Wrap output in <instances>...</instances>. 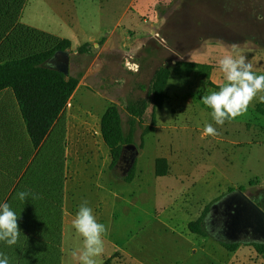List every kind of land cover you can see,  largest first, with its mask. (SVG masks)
Listing matches in <instances>:
<instances>
[{"label":"rangeland","instance_id":"1","mask_svg":"<svg viewBox=\"0 0 264 264\" xmlns=\"http://www.w3.org/2000/svg\"><path fill=\"white\" fill-rule=\"evenodd\" d=\"M65 2L69 17L76 7L78 18L73 19L78 35L68 50L69 73L80 77L83 91L62 115L56 146L49 148L53 133L41 150L32 153L27 145L26 156L6 160L3 171L16 179L4 183L6 188L37 194V199H17L21 222L62 226L50 230L31 224L36 245L46 246L35 255V264H77L70 252L82 245V239H76L71 221L83 201L107 228L99 264H264L250 246L264 243L260 231L243 237L239 231L237 237L227 238L225 216L219 213L233 195L230 187L258 196L264 210V104L256 99L246 114L219 126L201 102L226 83L217 62L229 54L227 45L238 43L256 74L264 75V0ZM27 8L28 0H0V28L5 32L0 45L14 41L18 49H27L35 34H43L27 25ZM163 67L172 72L167 93L173 101L157 111L158 124L153 127L152 85ZM118 80L126 83L121 86ZM133 102L146 106L137 114L141 117L128 111ZM107 104L117 106L125 135L132 134L136 145L145 128L151 131L144 136L131 183L111 167L112 156L101 133ZM206 123H212L218 135L202 136ZM60 154L67 167L66 193L56 164ZM172 154L183 157L181 162ZM168 155L171 174L157 177L155 159ZM214 194L220 196L211 200ZM210 203L208 236L191 232L189 223ZM53 209L54 218H49ZM21 227L24 232L28 228ZM224 241L241 246L231 252L222 246Z\"/></svg>","mask_w":264,"mask_h":264},{"label":"trees","instance_id":"2","mask_svg":"<svg viewBox=\"0 0 264 264\" xmlns=\"http://www.w3.org/2000/svg\"><path fill=\"white\" fill-rule=\"evenodd\" d=\"M37 31V30H34ZM40 32V31H39ZM42 39L48 40L50 46L43 47L41 44H35L27 49H19L17 54H11L0 61V91L11 88L14 91L18 101L27 132L35 149H39L49 132L66 110L69 102L80 84V77L66 75L58 70L45 66L57 51L69 50L72 47L70 39H55L46 34H35ZM38 39H35V41ZM57 42V43H56ZM56 43V44H55ZM189 66H197L204 69V65L186 62ZM171 77V70L167 67L160 68L155 76L152 85L153 94V121L152 126L157 125V111L161 109L168 99L166 93L167 84ZM146 107L140 102L130 103L127 108L134 116L141 117L140 111ZM101 133L105 144L110 150L112 156L111 167L115 168L121 159L123 147L126 144L133 143L132 134L125 135L123 120L116 105H110L105 111L101 120ZM150 133V128H145L142 133V141L137 145L139 150L144 148V136ZM135 144V143H134ZM137 165V163H136ZM136 165L130 174L123 178L127 183L133 182L136 177ZM170 172L169 160L165 157L156 159L155 174L157 177L167 176ZM251 184L253 182L251 181ZM246 192V188H241ZM236 191L230 187L228 192ZM213 203L206 206L203 214L196 220L191 221L188 228L191 232L207 237L206 216ZM55 210L52 214L54 218ZM22 228V227H21ZM62 229L60 223L52 222L51 229ZM31 228L20 229L19 253L36 257L46 246L36 245L35 239L31 233ZM24 243V244H22ZM228 251L235 252L241 246L239 242L221 243ZM57 245V243H56ZM258 255L264 260V243L253 242L250 244ZM59 250L58 245L56 247ZM55 250L54 253L58 252ZM60 254V253H59ZM59 254H53L58 256ZM22 257V256H21ZM22 261V259H21Z\"/></svg>","mask_w":264,"mask_h":264},{"label":"crops","instance_id":"3","mask_svg":"<svg viewBox=\"0 0 264 264\" xmlns=\"http://www.w3.org/2000/svg\"><path fill=\"white\" fill-rule=\"evenodd\" d=\"M35 1L36 0H28V8H27L28 22H27V25L33 30H37L43 34L49 35V37H51V38H55V39H59V40L60 39H70L72 41V44H74L75 43L74 37H77V35H78V32L76 31L77 27L74 29V25H73V19L78 20L77 13H76V7L72 8V13H74V15L71 14V16L69 17L68 9H67L68 5L65 2V0H42L41 2L39 0L38 3H36ZM32 5H34L33 9L32 8L29 9V7H31ZM112 13H114V11ZM69 18H71L70 21H69ZM78 26H81V23L78 24ZM4 33L5 32L1 27L0 28V37H2L4 35ZM92 37L96 38L97 36L94 35ZM33 39H38V40H36V41L31 40L30 46H32V47L35 44H41L43 47L44 46L45 47L50 46V42L46 41V39L40 38L39 36H35ZM1 43H2V41H1ZM18 51H19V49L17 46V42L9 41L6 44L5 43L1 44L0 45V61L5 57H9L11 54H17ZM81 85L82 84L80 83L71 99L76 98V97L78 99V96L83 91L80 89ZM83 86L84 85H82V87ZM167 86H168V84H167ZM166 93H167V88H166ZM168 94L169 93H167V95ZM172 101H173V97L168 95V99H167L166 103L172 104ZM109 106L110 105H108L107 108ZM171 107H172V111L176 112V108L173 105H171ZM107 108H106V110H107ZM105 111H104V113H105ZM64 113H66V110L61 114L59 119L56 121L55 125L53 126V128L49 132L48 136L46 137L45 141L43 142V144L41 145L39 150L42 149L45 142L50 138V136L53 133L56 136L54 137L49 148H53L56 146V143L59 140L58 134L61 133V127H62L61 120L63 118L62 115ZM104 113H103V115H104ZM65 123H66V121H65ZM157 124H158V119H157ZM65 126H66V124H65ZM59 127H60V129H59ZM58 129H59V131H58ZM53 136H52V138H53ZM27 145L32 150V153H34V151L38 150V149L34 148L32 142L30 140V137H29V134L27 132V128H26L25 122L23 120L21 110H20L18 101L16 99V96L14 94V91L11 88H7L5 90H2V91H0V180H4V181L0 182V203H4V202L9 203L11 205L12 209L16 212L17 216H19L18 211L22 210L21 203L20 202L18 203V201H17L18 198H16V193L19 192L20 190L18 188L15 190L11 189L10 187L6 188V185L4 183L14 182L13 180H16V179L12 178L11 176H9L7 174H3V171H4L6 160L12 162V157L15 158L18 154L22 155V157L26 156V154L28 153ZM57 149H58V146H57ZM104 151L106 152L105 148H104ZM63 156H64V154H63ZM170 157L171 156L168 155L165 158H167L169 160V164H170V172L169 173L171 174L172 163H171ZM172 158L177 162L178 161L181 162V159L183 157H176V156H174V154H172ZM156 159H155V165H156ZM56 164L59 165V172L61 174L62 180H64L65 191L63 188V193H66V189H68L67 188L68 183L65 179V175H67V167H66V161H64V158H63V161L61 159V154L59 157V161H57ZM62 164L64 166V170L61 167ZM187 165H189V163ZM184 174L185 175H183V176L186 177V173H184ZM42 176L44 177V173ZM4 189H7L9 191L4 192ZM239 190L236 189V191L233 192V195L237 199H239V201H242V200H244L243 199L244 197L242 196V194L240 193ZM245 194H247V193L245 192ZM247 195H249V194H247ZM219 196H215V194H214L212 196L211 200L214 198H217V197L219 198ZM230 197H231V195H230ZM227 201H230L231 204H233L232 206H236L238 204V200L234 201L235 203L232 200H227ZM65 210H66V202H65L64 211ZM53 212H54V209L52 210V214H53ZM52 214L50 215L49 218H52ZM31 224H32V228H36L38 225H41V224H43V229H45V228L51 229V226H52V222L48 223V222L34 221L31 223H29V222L25 223V222L20 221V217L18 219L19 229H21V226H27L30 229ZM248 231H252V235L253 234L256 235L258 232L254 229V227L251 226V229L243 230V231L240 230V233H239L240 237H243L244 235H246V233H248ZM238 232L233 237H237ZM233 237H231V238H233ZM22 244H24V243H22ZM19 247H20L19 239H18L17 244L12 246V247H8L3 242H0V253H3L6 256H8L9 264H35V258L34 257L31 258L29 255H27V253L26 254L19 253ZM25 257H28V259L27 260L24 259ZM21 258H22V261H21Z\"/></svg>","mask_w":264,"mask_h":264},{"label":"clouds","instance_id":"4","mask_svg":"<svg viewBox=\"0 0 264 264\" xmlns=\"http://www.w3.org/2000/svg\"><path fill=\"white\" fill-rule=\"evenodd\" d=\"M226 47L230 49L229 54L217 62L226 83L218 91L205 94L201 101L211 110V118L219 126L246 114L250 104L256 99L264 104V75L256 74L252 63L241 54V46L238 43H232ZM116 83L123 86L126 82L118 80ZM216 135H218L216 127L212 123H206L202 136ZM30 196L32 199L38 198L37 194L29 191L16 193V198L21 202H25ZM18 219L19 216L9 203H0V242L8 247L16 245L21 234ZM71 224L75 230L76 239H82V245L70 252L73 261L77 264H99L98 258L104 252L103 238L107 228L97 221L87 201L80 204ZM0 264H9L8 256L3 253H0Z\"/></svg>","mask_w":264,"mask_h":264},{"label":"flooded vegetation","instance_id":"5","mask_svg":"<svg viewBox=\"0 0 264 264\" xmlns=\"http://www.w3.org/2000/svg\"><path fill=\"white\" fill-rule=\"evenodd\" d=\"M249 196L255 199L258 197L254 194H249ZM227 200H232L233 202L238 200V206H232L233 204L230 201H226L225 207H222L223 209L219 208V213L225 216L224 220L227 226L225 236L227 238L233 237L238 231L251 229L252 226L256 231H260V234L264 237V226L262 225L264 221L261 219V215L253 207L248 205L245 199L239 201L233 195ZM257 202L259 204L261 203L259 200ZM262 202L264 203V200Z\"/></svg>","mask_w":264,"mask_h":264},{"label":"water","instance_id":"6","mask_svg":"<svg viewBox=\"0 0 264 264\" xmlns=\"http://www.w3.org/2000/svg\"><path fill=\"white\" fill-rule=\"evenodd\" d=\"M71 60V53L67 50H59L55 53V55L47 61L45 64L46 67L58 70L66 75H69V66ZM140 154V150L138 146L134 143L126 144L123 147V152L120 161L118 162L116 168L119 169L121 173V178L127 177L131 170L134 168L137 162V157ZM246 203L253 207L260 215L261 219L264 221V210L257 203L255 198L250 197L245 194V192L240 191ZM264 226V222L262 224Z\"/></svg>","mask_w":264,"mask_h":264}]
</instances>
